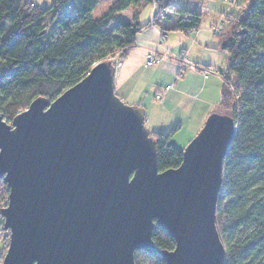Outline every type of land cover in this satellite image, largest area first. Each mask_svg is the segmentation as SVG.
<instances>
[{"label": "water", "instance_id": "1", "mask_svg": "<svg viewBox=\"0 0 264 264\" xmlns=\"http://www.w3.org/2000/svg\"><path fill=\"white\" fill-rule=\"evenodd\" d=\"M113 63L10 123L0 115L2 264H135L137 251L165 264H224L215 209L233 118L209 114L180 165L158 172L144 109L115 95ZM154 226L173 250L155 247Z\"/></svg>", "mask_w": 264, "mask_h": 264}, {"label": "trees", "instance_id": "2", "mask_svg": "<svg viewBox=\"0 0 264 264\" xmlns=\"http://www.w3.org/2000/svg\"><path fill=\"white\" fill-rule=\"evenodd\" d=\"M100 1L54 0L40 7L26 0H0V115L5 122L38 97L54 101L101 61L115 59L116 67L143 29L157 25L164 34L191 32L202 19L201 11L168 0H114L94 19L91 12ZM248 1L242 15L228 14L221 20L217 36L228 55L227 75H233H223L218 109L230 115L236 127L215 209L224 264H264V0ZM148 5L154 6L153 15L141 25L140 10ZM127 10L130 21L116 20ZM177 129L150 132L158 172L181 163L182 151L169 144ZM7 196L0 179V210ZM151 240L159 250L174 249V241L157 226ZM134 263L165 264L159 255L143 251L134 253Z\"/></svg>", "mask_w": 264, "mask_h": 264}, {"label": "crops", "instance_id": "3", "mask_svg": "<svg viewBox=\"0 0 264 264\" xmlns=\"http://www.w3.org/2000/svg\"><path fill=\"white\" fill-rule=\"evenodd\" d=\"M150 6L152 7L151 19L154 6ZM156 27L161 30L159 26L156 25ZM212 27L211 23V26L208 27L210 31H212ZM157 28L155 29L153 25L143 29L136 36L133 49L116 65L115 76L117 67L119 71L117 78L114 77V91L120 92L119 96L123 100L129 101L132 106L142 107L146 101L148 102L149 106L147 105L148 107L145 109L147 113L145 110L144 112L145 126L150 132L167 133L174 126H178L170 141H175V144H187L202 128L207 116L218 108L223 82L221 78L213 76L212 73L205 78L204 73L199 71H186L183 77L176 79V64L169 56L174 53L172 49L177 48L179 53L175 52L174 54H183L199 68L211 70L205 56H194L193 50L197 43L202 48H208L209 45L216 43L211 41L210 36L202 34L199 27L197 30L189 32L190 35L188 32H177L179 36L175 43L170 38V32L173 31L164 34ZM154 37L164 38L165 47L160 49L159 53L158 48L151 46L156 41ZM152 53L154 57L162 61L148 68L145 66V58ZM160 53L162 56L158 57ZM138 68L151 73V79L147 86H138L139 83L133 81ZM116 81H119V85ZM152 93H154L153 98L147 100L146 95ZM157 94L162 95L163 98L162 101L155 103L154 96Z\"/></svg>", "mask_w": 264, "mask_h": 264}, {"label": "rangeland", "instance_id": "4", "mask_svg": "<svg viewBox=\"0 0 264 264\" xmlns=\"http://www.w3.org/2000/svg\"><path fill=\"white\" fill-rule=\"evenodd\" d=\"M54 0H26V2L28 3H32L35 4L37 6L40 7H48ZM114 0H101L100 3L97 5V7L91 12V16L92 18L96 19L98 17H100L102 14H104L110 4L113 2ZM169 3H171L172 5H176V6H181L190 10H199L202 12V19L199 25V28L201 29L202 34H206L208 36H210L211 41L216 43L215 45H209L208 48H202L199 46V44L197 43L194 47L193 50V55L194 56H205L206 61L208 62V65H210V69L212 71V75L221 78V80H223V75L224 76H228L229 79L233 78V75H227V59H228V55L226 52L222 51L219 47V38L217 37L222 29V25L223 23H221V20H223V18L225 16H227L228 14H232V15H242L243 12H245L250 4V1L248 0H168ZM152 12V7L150 5L142 8L140 10V14H139V24L144 25L147 24L150 21V15ZM130 10L128 11H124L121 12L116 20L120 19V20H128L130 21ZM211 23L213 24L212 27V31H210V29L208 28L209 26H211ZM155 29L157 28L156 25H154ZM158 29V28H157ZM216 29V30H215ZM159 30V29H158ZM161 31V30H159ZM144 33V32H143ZM160 34H162V32H159ZM146 34V33H145ZM167 34V33H165ZM188 34L190 35L191 33L188 32ZM169 35V34H168ZM178 34L177 32H170V38L173 39L174 43L177 41L178 38ZM156 39V41H154V44H151L152 47L158 48L155 49L159 52L160 49L165 47V43H164V38H158V37H154ZM156 42V43H155ZM158 44V45H157ZM161 45V46H160ZM172 51L178 52L179 49L177 50V48H173ZM169 53H171L170 51H167ZM166 52V54H167ZM170 54L171 56H169L170 58L173 59V57L175 56H179V55H183V54ZM151 56H153V53L150 54ZM165 55V54H164ZM163 55V56H164ZM162 53H160V56L158 55V57H161ZM117 58V57H116ZM116 60L114 59L113 62H115ZM118 71L119 68H116V76H114L115 78H117L118 75ZM150 72H146L144 69L142 70V68H138L136 74H135V78L133 81L138 82V86H147V84L149 83L150 78ZM115 78H114V83H115ZM117 84L119 85V81H116ZM115 92V95L125 104L128 106H132L130 104L129 101L127 100H123L119 95H121L120 92ZM153 94L151 95H146L147 100L148 98H153ZM155 103H158V101H156L154 99ZM149 106L148 102L146 101V103L143 104V106L141 108H143L144 110L147 109V107ZM146 111V110H145ZM214 112H220L219 109H215L213 110ZM147 113V111H146ZM194 138V137H193ZM191 138V140L193 139ZM171 140V138H170ZM190 140V141H191ZM189 141V142H190ZM188 142V143H189ZM175 141H170L169 144L176 148V149H180L181 151L187 146V144L184 143H180V144H175ZM176 145V146H175ZM225 203L222 205V207H224ZM2 222L3 219L0 217V264H2V260L3 257L6 253V250L8 248V232L3 231L2 229Z\"/></svg>", "mask_w": 264, "mask_h": 264}, {"label": "built area", "instance_id": "5", "mask_svg": "<svg viewBox=\"0 0 264 264\" xmlns=\"http://www.w3.org/2000/svg\"><path fill=\"white\" fill-rule=\"evenodd\" d=\"M145 59H146L145 66L148 68L152 67L154 64H159L162 61L161 59L151 56V55H147ZM173 59L176 64L175 65L176 66V77H175L176 79L183 77L186 71L202 72L204 73L205 78L207 77L208 74L212 73L210 72L212 70H204L203 68H199L196 64L189 61L184 55L175 56L173 57ZM162 98L163 97L160 94H157L154 96V99L158 102L162 101Z\"/></svg>", "mask_w": 264, "mask_h": 264}, {"label": "snow or ice", "instance_id": "6", "mask_svg": "<svg viewBox=\"0 0 264 264\" xmlns=\"http://www.w3.org/2000/svg\"><path fill=\"white\" fill-rule=\"evenodd\" d=\"M0 171H2V169H0ZM33 259H38V257H33Z\"/></svg>", "mask_w": 264, "mask_h": 264}]
</instances>
